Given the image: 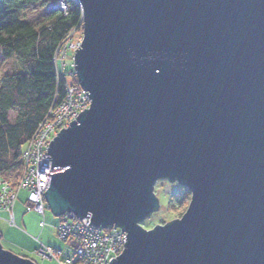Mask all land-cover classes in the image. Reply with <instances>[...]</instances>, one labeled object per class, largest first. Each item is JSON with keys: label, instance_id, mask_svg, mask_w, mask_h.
Masks as SVG:
<instances>
[{"label": "water", "instance_id": "water-1", "mask_svg": "<svg viewBox=\"0 0 264 264\" xmlns=\"http://www.w3.org/2000/svg\"><path fill=\"white\" fill-rule=\"evenodd\" d=\"M91 106L46 160L51 212L122 227L109 264H264V0H78ZM191 192L145 229L158 180ZM0 264H36L1 243Z\"/></svg>", "mask_w": 264, "mask_h": 264}, {"label": "trees", "instance_id": "trees-1", "mask_svg": "<svg viewBox=\"0 0 264 264\" xmlns=\"http://www.w3.org/2000/svg\"><path fill=\"white\" fill-rule=\"evenodd\" d=\"M56 1L0 0V57L5 69L0 75V177L11 183H16L21 174L22 151L27 141L49 109L66 97V82L57 81L54 56L67 34L83 27L79 1L64 0L66 13L60 9L44 11L36 22L24 18L26 9L43 10ZM11 112L16 113L13 121ZM182 189L181 204L185 209L191 192L186 187Z\"/></svg>", "mask_w": 264, "mask_h": 264}, {"label": "rangeland", "instance_id": "rangeland-1", "mask_svg": "<svg viewBox=\"0 0 264 264\" xmlns=\"http://www.w3.org/2000/svg\"><path fill=\"white\" fill-rule=\"evenodd\" d=\"M56 4L55 3L49 4L43 10L40 7L28 8L24 11V18H26L27 20L31 22H36L42 19V17L44 16V13H43L44 11L45 13H50L51 11L50 6L53 7ZM83 32H84L83 27H80V28L77 27L73 29L72 31H70V34H69L70 37L65 38L64 42L62 43V46H59L57 48V51L55 52L54 65H55V73H56L57 81H59L60 79L65 80L67 99L69 97V99H71L72 101V98L70 97H74L76 99V102L73 103V110L70 109V104H68L69 99L68 101L65 100L63 103L57 106L53 105L49 109L48 113L46 114L47 118L45 117L47 120L50 119V122H48L49 129L52 128L51 126L53 125L55 129V127H57V124L61 123V121H59V118H67L68 113L69 114L71 113V115L75 116V118L77 119V116L81 113V111H83L85 108L89 109L91 106V100H89L90 99L89 93H88V97H89L88 98L87 96L82 95L79 92L81 89H84V88L81 86V83L78 79L77 73L74 68V56L76 53V48L78 47V45H81L80 42L83 41ZM65 48L67 49L66 55H69L67 58L63 57V53L65 54L66 52ZM3 68H4L3 60H1V57H0V75H1V71L5 70ZM10 70L11 69L9 67L8 71ZM72 88L74 89V91H72ZM64 108L66 110H69V112H67ZM15 118H16V113L11 112L10 119L13 121ZM41 124L42 123L39 124L37 130L40 128ZM69 126H70V123L68 124L67 127ZM63 128L64 126L61 123V125L58 126L59 130L58 129L54 130L53 137L51 138V140H49L50 143L56 136H58V133ZM32 137L27 142H29L32 139ZM49 144L47 146V151H48ZM24 148H23V151H24ZM46 154L50 156V154L48 153ZM43 155L44 153L38 159L37 161L38 164L42 163ZM22 172H24L23 164H22L21 174ZM14 184L15 183H13V185ZM182 188L184 187L181 186L177 182H170L169 180H166V179L158 180V182L155 184L154 192L160 200V206L158 210L154 211L148 218H146L141 223V225L145 229L150 230V229H153L157 225H164V224H167L168 222H171L174 219L181 218L187 211L190 201H191V196H190V199L187 201L185 205V209H183L184 203L181 204V200H182L184 191ZM21 189L19 192V196L17 198V201L18 200L20 201V205L23 204L25 200L29 202L28 201L29 191L27 189H22L23 190L22 191ZM25 190L28 191V195ZM26 196H27V199H26ZM20 209H22V206H20L18 210ZM24 210H25V213L23 214L24 219L23 217H20L17 220V223H18L17 226L20 227L22 230H24V232L20 230L19 228H16V230L12 229L13 227H9L10 225H7L2 220H0L1 243L5 249L12 251L18 254L19 256L28 255L29 256L28 259L34 260L37 264H65L66 259L68 258V256L71 255V247L75 248L78 245V243L82 245L83 242L89 241L88 239L89 235H90L91 241L96 240L95 238H99L97 236V233L95 232L87 233L86 231L84 232L79 231L81 234L80 240H82L80 242L78 241L77 238L73 240L76 236H78L76 235V233L71 234L70 237H67V239H65V237L60 236L59 231H57L55 227L58 226L62 220L70 219L71 215H74L75 217H77L74 213L67 212L64 215L57 217L51 212V210L48 207V204L46 205L44 214H39V212L36 211L35 208L34 210H28L27 208ZM67 214H69V216H67ZM0 215L4 216L5 214L1 212ZM84 218L88 219L89 217H84ZM22 220H24V222ZM96 227L100 228L98 235H104V234L109 235V234H114V232L118 231L116 230L117 227L115 228V226H112L106 229H103L102 226L96 225ZM33 237H35V240L37 242L33 240ZM42 246L49 247L53 249L54 251H56L57 253L54 252L55 255H53L52 257H47V256L44 257L43 255H40L37 251ZM52 246H55V247H52ZM56 247H60V248H56ZM21 257H24V256H21Z\"/></svg>", "mask_w": 264, "mask_h": 264}, {"label": "built area", "instance_id": "built-area-1", "mask_svg": "<svg viewBox=\"0 0 264 264\" xmlns=\"http://www.w3.org/2000/svg\"><path fill=\"white\" fill-rule=\"evenodd\" d=\"M72 91H74L73 88ZM79 92L82 95L87 96L84 89H81ZM70 98H72V101L68 97V104H70V109L73 110V103L76 102V99L74 97ZM66 111L69 112V110ZM46 118L42 122L40 128L35 132L32 139L27 142L24 151L22 152L21 162L23 164L24 172H22V174L19 176L16 183L13 185V183H10L9 181L0 177V213L3 212L5 214L4 216L0 215V220H2L7 225L17 226L14 208L21 188L27 189L29 191L28 201L33 206V208H35L39 214H44L45 212L47 202L44 193L49 185V177H51V175L46 173L54 172L56 170L48 167V163H46V160H49V157L46 154L47 146L50 143L49 140H51L53 137L54 130H57L61 123L65 128L68 126L70 121L76 119L75 116H72L71 113H68L67 118H59L61 123H58L55 129L53 127L54 125L49 129L48 122H50V119L47 120ZM43 153L44 155L42 163L38 164L37 161ZM67 216H69V214H67ZM87 222H91V220L89 218L80 219L74 215H71L70 219L62 220L59 223L57 231H59L60 236L65 237V239L70 237L71 234L76 233L79 238L76 236L73 240L77 238L79 242L82 241L80 240L81 234L79 231H86L87 233L95 232L99 237L95 238L96 240L91 241L89 235V241L83 242L82 245L78 243L74 250L71 248V255L68 256L65 264H109L112 258L118 256L125 249V243L120 245L119 239L124 238L126 240L127 233L120 229H116L118 231L114 232V234L98 235L100 228L96 226H90ZM37 251L44 257H52L55 255L54 252H56L46 246H42Z\"/></svg>", "mask_w": 264, "mask_h": 264}, {"label": "bare ground", "instance_id": "bare-ground-1", "mask_svg": "<svg viewBox=\"0 0 264 264\" xmlns=\"http://www.w3.org/2000/svg\"><path fill=\"white\" fill-rule=\"evenodd\" d=\"M55 3H57L56 5H54L53 7L52 6H50V10L51 11H53V10H56V9H60L61 11H63V12H65L66 13V11L67 10H65V9H67V7H66V3L64 2V0H57ZM62 6V7H61ZM62 8H64V9H62ZM69 34H70V32H69ZM69 34H67V37L66 38H69L70 37V35ZM81 44H82V41L80 42ZM60 46H62V44L60 45ZM78 47H82V45H78ZM77 47V48H78ZM77 48H76V50H77ZM70 51V50H69ZM67 54V52L65 53V55H64V53H63V57H68L69 55H66ZM61 57H62V55H61ZM60 57V58H61ZM61 60V59H60ZM85 90V89H84ZM85 93L87 94V96H88V92L87 91H85ZM65 100H67V96L65 97V99H64V101ZM90 100H91V98H90ZM63 101V102H64ZM62 102V103H63ZM73 120H76V119H73ZM72 120V121H73ZM72 121H70V122H72ZM70 125H71V123H70ZM18 180V179H17ZM11 183V182H10ZM16 206V205H15ZM14 214H15V208H14ZM16 218V217H15ZM92 221V220H91ZM90 226H96V225H92V224H90V222H87ZM17 224V223H16ZM16 227V226H15ZM57 227L58 226H56L55 227V229L57 230ZM103 229H106L105 227H102ZM107 228H109V227H107ZM92 229V228H91ZM117 229H120V230H122V227H117ZM123 231V230H122ZM123 232H125V233H127L126 231H123ZM126 242V240L123 238V239H119V243H120V245H122V244H124ZM41 244H42V242H41ZM73 250L75 249L74 247H71ZM124 251V250H123ZM83 253V252H82ZM123 253V252H122ZM122 253H120L118 256H120ZM117 258V256L115 257V258H113V259H116ZM34 261V260H33ZM35 262V261H34ZM36 263V262H35ZM37 264V263H36Z\"/></svg>", "mask_w": 264, "mask_h": 264}, {"label": "crops", "instance_id": "crops-1", "mask_svg": "<svg viewBox=\"0 0 264 264\" xmlns=\"http://www.w3.org/2000/svg\"><path fill=\"white\" fill-rule=\"evenodd\" d=\"M23 191V190H22ZM21 191V192H22ZM26 192H27V195H28V191L27 190H25ZM26 199H27V196H26ZM20 206H22V209H20V210H18L19 209V207ZM28 209V210H34V208L32 207V205L29 203V202H27V200H25V202H23V204H21L20 205V201L18 200L17 201V203H16V206H15V217H16V223H17V220H18V218H20V217H23V219H24V216H23V214L25 213V210L24 209ZM23 222H24V220H22ZM17 225H18V223H17ZM9 227H13L12 229H15L16 230V228H19L20 230H22L20 227H18V226H9ZM43 229V228H42ZM23 232H24V230H22ZM40 239V238H39ZM33 240L35 241V242H37L36 240H35V237H33ZM49 246H51V245H49ZM52 247H55V246H52ZM56 248H60V247H56ZM24 252V251H23Z\"/></svg>", "mask_w": 264, "mask_h": 264}]
</instances>
